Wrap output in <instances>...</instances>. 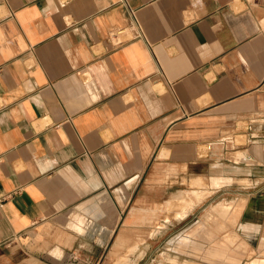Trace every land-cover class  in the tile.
<instances>
[{"label": "crops", "instance_id": "0c3cea01", "mask_svg": "<svg viewBox=\"0 0 264 264\" xmlns=\"http://www.w3.org/2000/svg\"><path fill=\"white\" fill-rule=\"evenodd\" d=\"M168 211L264 264V0H0V264H147Z\"/></svg>", "mask_w": 264, "mask_h": 264}, {"label": "rangeland", "instance_id": "374dc122", "mask_svg": "<svg viewBox=\"0 0 264 264\" xmlns=\"http://www.w3.org/2000/svg\"><path fill=\"white\" fill-rule=\"evenodd\" d=\"M174 218L172 211H168V222L164 223L162 220L152 221V235L150 240L145 241V245L150 246L146 254L147 264H203L206 259V252L197 251L196 247L203 248L206 243L203 242L200 235H192L196 231H202L203 226L199 221L193 220L192 217L187 218L182 223ZM157 226L161 228L159 230L155 229ZM185 237L191 240V243L184 247L180 245V242ZM256 238H253L252 241L254 242L250 241L251 246L258 243V240L256 243ZM254 257H264V251L254 250L248 245L246 258L249 260Z\"/></svg>", "mask_w": 264, "mask_h": 264}, {"label": "bare ground", "instance_id": "6f19581e", "mask_svg": "<svg viewBox=\"0 0 264 264\" xmlns=\"http://www.w3.org/2000/svg\"><path fill=\"white\" fill-rule=\"evenodd\" d=\"M175 206V205H174ZM223 210V209H222ZM226 210V209H225ZM184 215V214H183ZM181 217V216H180ZM181 219V218H180ZM230 262V261H229ZM236 264V263H235Z\"/></svg>", "mask_w": 264, "mask_h": 264}]
</instances>
